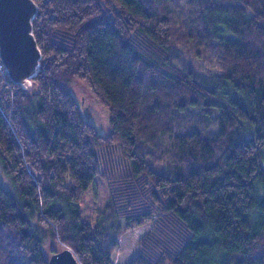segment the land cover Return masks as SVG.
<instances>
[{
	"label": "trees",
	"instance_id": "1",
	"mask_svg": "<svg viewBox=\"0 0 264 264\" xmlns=\"http://www.w3.org/2000/svg\"><path fill=\"white\" fill-rule=\"evenodd\" d=\"M33 1L34 89L0 73V264L61 246L80 264H264V0ZM112 146L129 167L84 221Z\"/></svg>",
	"mask_w": 264,
	"mask_h": 264
},
{
	"label": "water",
	"instance_id": "2",
	"mask_svg": "<svg viewBox=\"0 0 264 264\" xmlns=\"http://www.w3.org/2000/svg\"><path fill=\"white\" fill-rule=\"evenodd\" d=\"M38 6L33 0H0V59L10 81L21 90L34 89L32 78L40 69L41 50L32 20ZM48 264H80L69 247L48 256Z\"/></svg>",
	"mask_w": 264,
	"mask_h": 264
},
{
	"label": "rangeland",
	"instance_id": "3",
	"mask_svg": "<svg viewBox=\"0 0 264 264\" xmlns=\"http://www.w3.org/2000/svg\"><path fill=\"white\" fill-rule=\"evenodd\" d=\"M71 92L78 102L80 101L84 117L96 127L99 134L106 135L108 132V113L106 109L98 104L96 99L89 93L88 89L81 83H73ZM97 154L100 161V173L94 177L85 195L78 201L81 219L92 223L95 222L104 211L108 199V188L105 178L110 176L112 170H114L116 174H121L129 167L128 162L123 159L115 146H112L109 155L102 148L97 150ZM0 182L9 185V180L3 173L1 165ZM46 244H48V242ZM62 247L64 246H61V248ZM46 251L49 252V250Z\"/></svg>",
	"mask_w": 264,
	"mask_h": 264
},
{
	"label": "built area",
	"instance_id": "4",
	"mask_svg": "<svg viewBox=\"0 0 264 264\" xmlns=\"http://www.w3.org/2000/svg\"><path fill=\"white\" fill-rule=\"evenodd\" d=\"M0 73L1 74H6V70H5V67L3 66V64L1 62V59H0Z\"/></svg>",
	"mask_w": 264,
	"mask_h": 264
}]
</instances>
